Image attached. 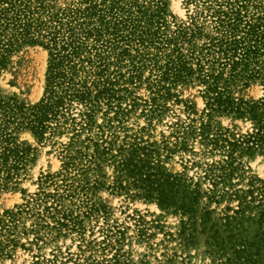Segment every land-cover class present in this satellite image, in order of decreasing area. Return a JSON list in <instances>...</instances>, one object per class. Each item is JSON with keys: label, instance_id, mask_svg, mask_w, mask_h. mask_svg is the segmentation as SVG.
Wrapping results in <instances>:
<instances>
[{"label": "trees", "instance_id": "16d2710c", "mask_svg": "<svg viewBox=\"0 0 264 264\" xmlns=\"http://www.w3.org/2000/svg\"><path fill=\"white\" fill-rule=\"evenodd\" d=\"M54 1L0 0V72L22 45L46 54L36 101L0 92V188H15L33 159L19 131L57 145L61 161L58 170L38 176L36 191L0 213V256L18 243L23 216L31 218L35 244L73 232L82 239L83 219L101 210L91 191L104 187L178 213L185 243L199 226L211 264H264V180L249 175L244 187L235 186L244 159L264 151V0H185L193 5L185 20L167 12V0ZM250 80L259 81L260 97L232 95L234 84ZM191 81L200 87V116L167 124L168 133L155 139L151 130L166 102L178 100L173 89ZM215 115L248 127L234 132ZM131 117L143 124L128 126ZM190 142L210 157L193 162L202 173L194 181L165 166L174 152L195 155ZM202 196L235 204L213 220L207 209L197 212ZM30 264L53 260L36 257Z\"/></svg>", "mask_w": 264, "mask_h": 264}, {"label": "rangeland", "instance_id": "374dc122", "mask_svg": "<svg viewBox=\"0 0 264 264\" xmlns=\"http://www.w3.org/2000/svg\"><path fill=\"white\" fill-rule=\"evenodd\" d=\"M69 1L55 0L54 4L62 6ZM192 7V3L186 4L185 0L166 1L167 12L175 20H185L186 10L190 11ZM45 58V51L37 45L20 46L10 55L8 64L0 72V92L14 94L25 103L36 101L42 91ZM259 63L264 73V48ZM199 88L195 81L175 86L173 92L178 100L174 101L172 98L166 102L168 110L161 117V121L154 124L152 137L159 139L160 133L167 134L169 129L166 125L175 120L200 116L203 100ZM231 91L235 97L254 100L261 96L262 87L258 80H250L243 85L234 84ZM136 93L144 95L145 91L139 88ZM213 118L221 126L234 132H244L248 127L247 121L216 115ZM135 120L138 124H143L142 118L131 117L127 122L128 126L135 127ZM16 137L33 147V159L15 188H0V213L23 202V197L26 198L27 194L37 190L38 176L58 170L61 163L57 145L47 141L37 143L26 131L17 132ZM189 145L197 151L195 155L187 151L174 152L166 160L165 166L168 171L182 172L185 177H191L194 181L202 173L193 162L201 163L210 160V157L199 152L196 142H190ZM244 169L242 181H238L235 186L244 187L249 175L264 180V151L246 157ZM102 172L106 176L110 174V168L104 165ZM104 181L107 184L109 178H104ZM206 186V181L199 180L201 190H205ZM90 199L101 210L100 213H93L83 219L82 239L73 232L52 240L43 238L35 244L31 242L33 233L28 230L31 218L23 216L14 234L18 243L14 247H8L6 254L0 256V264H30L36 257L52 258L53 264H84L85 261L93 264H211L199 226L190 243H185L178 235V213L160 209L153 201L126 197L104 187L93 189ZM234 204V201L225 198L215 203L202 196L198 200L197 212L207 209L211 219L215 220L226 212V205ZM105 233L108 236L103 237Z\"/></svg>", "mask_w": 264, "mask_h": 264}]
</instances>
